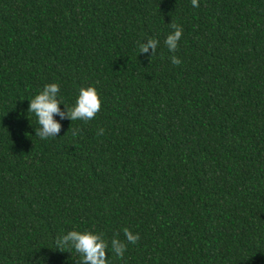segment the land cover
Instances as JSON below:
<instances>
[{"label": "trees", "instance_id": "16d2710c", "mask_svg": "<svg viewBox=\"0 0 264 264\" xmlns=\"http://www.w3.org/2000/svg\"><path fill=\"white\" fill-rule=\"evenodd\" d=\"M49 83L100 112L35 136ZM125 228L108 264H264V0H0V264H79L58 236Z\"/></svg>", "mask_w": 264, "mask_h": 264}, {"label": "clouds", "instance_id": "9594fccd", "mask_svg": "<svg viewBox=\"0 0 264 264\" xmlns=\"http://www.w3.org/2000/svg\"><path fill=\"white\" fill-rule=\"evenodd\" d=\"M193 7H199V0H191ZM173 29L170 32L164 44L169 52L175 53L179 47L183 29L175 22L170 23ZM159 41L157 39L148 38L145 42H139V53L148 54L151 49V57L156 55V50ZM170 61L173 65H180L182 61L177 56L172 55ZM60 86L57 83H49L44 86L42 91L39 92L33 99H30L28 112L34 113L37 117L39 127L35 129L36 135L41 139L55 138L59 136L62 125L55 116H59L60 120L69 119L73 121L88 122L96 118L97 114L102 108V101L97 89L94 86L83 87L79 90L78 98L75 105L69 107L59 97ZM65 107L61 109L60 105ZM103 129L98 130V135L103 134ZM79 129H73L72 135L75 137ZM125 240H121L114 236L110 241L104 239L102 233L92 231H77L71 230L62 236H58L55 240V249L60 251H69L72 253L74 250L79 256V264H108L109 248L111 253L118 258H123L127 250V245L136 244L140 236L138 233L134 234L129 229L123 230Z\"/></svg>", "mask_w": 264, "mask_h": 264}]
</instances>
